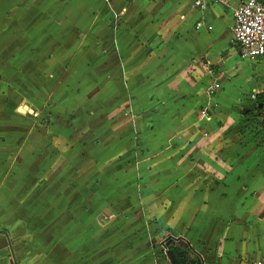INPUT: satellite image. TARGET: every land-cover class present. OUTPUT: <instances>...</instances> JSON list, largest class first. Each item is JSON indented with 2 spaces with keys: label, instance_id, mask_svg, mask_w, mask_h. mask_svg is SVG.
<instances>
[{
  "label": "crops",
  "instance_id": "obj_1",
  "mask_svg": "<svg viewBox=\"0 0 264 264\" xmlns=\"http://www.w3.org/2000/svg\"><path fill=\"white\" fill-rule=\"evenodd\" d=\"M243 1L0 0V264H109L105 250L137 242L106 233L108 211L144 214L151 238L175 235L201 264H264V56L233 42ZM72 170L85 195L73 210L68 190L60 212Z\"/></svg>",
  "mask_w": 264,
  "mask_h": 264
},
{
  "label": "rangeland",
  "instance_id": "obj_2",
  "mask_svg": "<svg viewBox=\"0 0 264 264\" xmlns=\"http://www.w3.org/2000/svg\"><path fill=\"white\" fill-rule=\"evenodd\" d=\"M57 76L60 75L59 73H63V72H56ZM42 89L45 93H47L48 88L46 87V85H42ZM66 97V94H63ZM67 98V97H66ZM15 102V100H13L10 103L13 104ZM25 111V110H24ZM252 113L255 116V118L258 117V119H256L257 122V128L259 129H263L264 128V118L263 115L258 111L257 108L253 109L252 108ZM71 121L75 119L74 115L69 116ZM260 117V119H259ZM17 122H23V120L21 119V117L17 118ZM48 122V123H47ZM74 122V121H73ZM49 120L47 119H42L41 120V125L42 126H48ZM75 124V123H73ZM94 124L100 128L101 130L106 128V123L103 122V120L101 119V116L98 115L95 117L94 119ZM76 125V124H75ZM262 135H264L263 131H261ZM53 140V138H52ZM58 145V144H57ZM60 145V149L62 155V159L59 158L58 162L59 164L57 165L56 170L58 171L60 169V171H62L64 169V165L66 164H70L69 161V157H66L65 155H70V150H69V146H65L62 144ZM55 147V145L51 144V147L47 148L49 153L53 152V148ZM47 154L42 152V171L47 170L49 168V164L47 162ZM57 163V161L55 162ZM76 165V167H80V173L81 174H87L86 171L90 170V167L88 166L87 163H85V161H82L80 158L77 159L76 161H74L72 159V165ZM52 165V164H51ZM71 165V164H70ZM73 167V166H72ZM80 173H77V170H72V180L71 181H67L66 177L61 174L60 176L62 177L60 185H61V189L59 192V195L62 194V196L59 198L58 200V210L60 212H62L64 206L59 205V203H61V201H65L66 202V208L67 204H70V200H69V191L73 194L72 197V206H73V210L77 208V206L79 205V203H81L83 201V198L81 196V192L83 193V195H85V187L84 185L81 184V177H80ZM94 174H96V172H94ZM97 182L95 183L94 187L89 186V191L92 194V201L94 203L98 202L99 198L101 197L102 194L98 193L99 192V188L97 186ZM10 186L12 185V183L9 184ZM46 184L44 183V186ZM84 189V190H82ZM69 190V191H68ZM89 192V193H90ZM68 196V198L66 197ZM131 202H136V199L131 200ZM130 202V203H131ZM128 203V204H130ZM94 205V204H93ZM133 205V204H132ZM79 213V211L77 212ZM108 214L105 215L104 221L105 224L102 225H107L108 223H112L110 228V230H107L106 233H109L113 230L115 231H121L120 236L122 237L123 235H132L134 237V240H136L137 245H132L131 243H129V245H127V242L122 243V246L120 247V251L114 247L112 249L108 250V254L107 255V251L105 250L104 252V260L106 261H110L109 264H132L131 262L135 261V260H139V259H143L144 256L147 254H149L150 250H151V256L153 258V264H176L175 262H172L171 258H170V254H172L175 258L174 255V249H184L187 250L188 252H190L192 254L193 257H195V254L193 253L191 247L186 244L184 241H179V240H175V235H173V237L167 236L166 238L163 237L164 236V232L162 231V229H158L156 232V238H151L150 236V226L151 224L148 222H146V217L144 214L138 215L135 214L134 212L131 214H125V215H117V214H112L111 211L107 212ZM81 214V217H78V219H82V217H85V213H79ZM62 215V214H61ZM67 215V214H66ZM91 215H88V219H90ZM10 217V216H9ZM63 217V215H62ZM94 217V216H91ZM65 218V217H64ZM101 218V217H100ZM115 218V219H114ZM117 220L115 223L114 221ZM140 221V222H139ZM40 223H43L44 221L42 219H40V221H38ZM138 222V223H137ZM114 223V225H113ZM116 233V232H115ZM164 238V239H162ZM60 240H62V236L60 235ZM129 240V239H128ZM132 242H134L133 240H131ZM152 243V244H151ZM149 250L148 251H146ZM136 252V255H133ZM111 256H113L112 258L115 259V261H111ZM196 258V257H195ZM4 261V259H3ZM108 263V262H107Z\"/></svg>",
  "mask_w": 264,
  "mask_h": 264
},
{
  "label": "built area",
  "instance_id": "obj_3",
  "mask_svg": "<svg viewBox=\"0 0 264 264\" xmlns=\"http://www.w3.org/2000/svg\"><path fill=\"white\" fill-rule=\"evenodd\" d=\"M194 6L205 11L210 6V0H194ZM232 33L233 42L239 47L243 60H256L264 56V2L262 0H245L235 8ZM220 88L221 85L218 82H214L207 88L208 102L201 111L203 119H211V100ZM256 97V94L252 96L253 99Z\"/></svg>",
  "mask_w": 264,
  "mask_h": 264
},
{
  "label": "trees",
  "instance_id": "obj_4",
  "mask_svg": "<svg viewBox=\"0 0 264 264\" xmlns=\"http://www.w3.org/2000/svg\"><path fill=\"white\" fill-rule=\"evenodd\" d=\"M257 109L264 118V95L261 94L257 98ZM176 264H201V262L192 256L190 252L184 249H174Z\"/></svg>",
  "mask_w": 264,
  "mask_h": 264
},
{
  "label": "water",
  "instance_id": "obj_5",
  "mask_svg": "<svg viewBox=\"0 0 264 264\" xmlns=\"http://www.w3.org/2000/svg\"><path fill=\"white\" fill-rule=\"evenodd\" d=\"M170 258H171L172 262L176 263V260H175V258H174V256L172 254H170Z\"/></svg>",
  "mask_w": 264,
  "mask_h": 264
}]
</instances>
